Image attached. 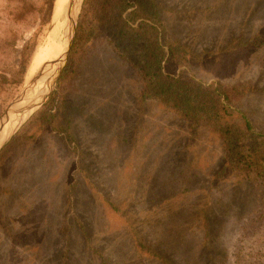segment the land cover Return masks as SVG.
<instances>
[{"label": "rangeland", "instance_id": "1", "mask_svg": "<svg viewBox=\"0 0 264 264\" xmlns=\"http://www.w3.org/2000/svg\"><path fill=\"white\" fill-rule=\"evenodd\" d=\"M56 1H47V34L0 117L45 49ZM160 1L170 32L195 54L187 72L205 82L249 86L241 106L264 130V0ZM5 26L0 22L1 34ZM35 29L21 28L17 51ZM240 34L257 40L232 45ZM165 68L181 69L174 63ZM140 93L132 68L114 63L104 44L93 42L66 86L71 105L57 120L71 124L75 143L43 129L2 167L7 227L0 224V264H166L137 247L138 235L173 264H239L244 258L264 264V185L234 174L217 179L221 140L206 128L192 131L155 100L140 109Z\"/></svg>", "mask_w": 264, "mask_h": 264}, {"label": "trees", "instance_id": "2", "mask_svg": "<svg viewBox=\"0 0 264 264\" xmlns=\"http://www.w3.org/2000/svg\"><path fill=\"white\" fill-rule=\"evenodd\" d=\"M47 1L52 2L3 0L0 4V22L7 25L6 32L0 33V113L21 88L33 55L47 34L49 21H43ZM164 7L160 0H84L57 90L0 150V172L8 159L25 148L37 133L42 134L43 129L56 132L55 136L59 134L68 145L75 143L71 124L57 120L71 105L66 95L67 84L77 75L93 42L98 41L109 50L114 63L132 68L138 76L140 109L144 110L148 99L155 100L184 118L192 131L206 128L221 140L225 155L216 172L217 179L234 174L239 181L264 185V130L255 126L249 112L241 106L250 87L243 82H205L188 73L184 67L194 63L195 54L170 32L163 18ZM30 24L36 25V29L17 51L21 28ZM256 40L240 34L230 43L250 46ZM167 63L181 69L177 73L167 71ZM38 141L44 142L43 138ZM112 206L115 207L113 203ZM0 224L7 227V218L1 209ZM208 238L209 232L205 240ZM136 240L142 252L173 264L159 247L148 245L139 235ZM203 244L209 250L212 248L207 241ZM249 260L238 261L252 264Z\"/></svg>", "mask_w": 264, "mask_h": 264}, {"label": "water", "instance_id": "3", "mask_svg": "<svg viewBox=\"0 0 264 264\" xmlns=\"http://www.w3.org/2000/svg\"><path fill=\"white\" fill-rule=\"evenodd\" d=\"M58 0L56 1V3ZM83 0H66V4L62 12H60V19L63 22V35L59 38V46H57L59 54L53 60V67L46 83L45 92L39 96L34 102L24 106L19 104L25 99L26 95L38 80V74L31 76L30 81L26 82L19 93V95L8 105L4 113L0 117V131L10 122L18 123V127L23 124L42 104H44L54 91L56 82L61 76V73L68 61V57L73 45L76 28L79 20L80 10ZM54 23V22H53ZM27 111H31L27 113ZM23 116V117H22ZM15 123V124H16Z\"/></svg>", "mask_w": 264, "mask_h": 264}, {"label": "bare ground", "instance_id": "4", "mask_svg": "<svg viewBox=\"0 0 264 264\" xmlns=\"http://www.w3.org/2000/svg\"><path fill=\"white\" fill-rule=\"evenodd\" d=\"M66 4V0H58L55 5L54 16H53V25L51 28L49 40L47 41L45 49H40L38 54L33 60L29 77H27V81L29 82L32 75L38 74V80H36L34 86L30 90V92L26 95L25 99L19 104V106L27 105L31 102H34L39 96H41L46 90V83L50 72L53 67V60L55 56L59 54L56 53L57 41L59 42V38L63 35V22L60 19V12L64 9ZM63 8V9H62ZM58 47L59 43H58ZM47 49V50H46ZM46 52V53H45ZM56 53V54H55ZM45 54V56H44ZM54 54V55H53ZM53 55V56H52ZM45 57V59H43ZM31 111H27L30 113ZM23 117V116H22ZM10 122L6 126H4L0 131V149L6 144V142L11 138V136L15 133L18 128V123Z\"/></svg>", "mask_w": 264, "mask_h": 264}]
</instances>
